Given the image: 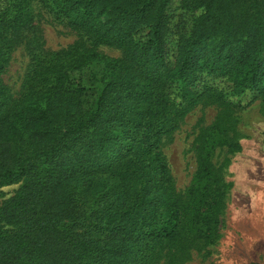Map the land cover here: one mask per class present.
<instances>
[{
	"label": "trees",
	"instance_id": "16d2710c",
	"mask_svg": "<svg viewBox=\"0 0 264 264\" xmlns=\"http://www.w3.org/2000/svg\"><path fill=\"white\" fill-rule=\"evenodd\" d=\"M171 1L0 0V186L22 182L0 264H147V247L176 241L161 137L204 94L264 93V0ZM35 5L79 38L32 51L15 99L1 74ZM95 60L104 84L84 109L69 75Z\"/></svg>",
	"mask_w": 264,
	"mask_h": 264
},
{
	"label": "rangeland",
	"instance_id": "374dc122",
	"mask_svg": "<svg viewBox=\"0 0 264 264\" xmlns=\"http://www.w3.org/2000/svg\"><path fill=\"white\" fill-rule=\"evenodd\" d=\"M178 1L170 4L175 14ZM35 14L36 21L18 33L1 74L15 99L30 69L32 51L64 48L79 38L39 5ZM95 49L125 63L118 49L102 45ZM104 70L105 61L95 60L70 73L72 83L84 87V109L94 105ZM205 81L203 86L229 91L224 81L211 77ZM160 148L181 216L176 241L147 247V264H264V93L230 96L225 101L202 95L161 137ZM21 186V181L0 186V229L17 226L10 208Z\"/></svg>",
	"mask_w": 264,
	"mask_h": 264
}]
</instances>
